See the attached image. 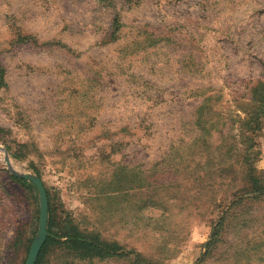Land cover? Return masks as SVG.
<instances>
[{"label":"rangeland","instance_id":"obj_1","mask_svg":"<svg viewBox=\"0 0 264 264\" xmlns=\"http://www.w3.org/2000/svg\"><path fill=\"white\" fill-rule=\"evenodd\" d=\"M0 63V264H26L38 230L11 171L41 180L58 235L146 264H264L246 177L264 191V0H0Z\"/></svg>","mask_w":264,"mask_h":264},{"label":"trees","instance_id":"obj_2","mask_svg":"<svg viewBox=\"0 0 264 264\" xmlns=\"http://www.w3.org/2000/svg\"><path fill=\"white\" fill-rule=\"evenodd\" d=\"M119 23L114 20L113 23V34L111 35L112 39H115L114 32L116 33L119 30ZM28 38H21L20 42H27ZM55 46L65 49V46L56 43ZM69 51V49H68ZM4 68L0 63V87L4 86ZM211 97H208L204 102ZM247 180L251 182L250 188L252 192H264L262 187L258 186V177L255 175V170L248 169L246 171ZM13 182H16L20 185H26L28 189L31 188L28 183L23 179L11 178ZM47 199L48 194H47ZM50 207H48V220H47V233L48 236L43 247L40 250V253L37 258L36 264H45L48 255L54 253L56 255L59 264H80L85 262H91L94 260H106L114 257H128L131 261V264H146V260L140 258L138 254H135L133 251L124 253L121 251V248L115 244L106 243L98 238V235L94 234H82L76 227L72 225H67L65 227L66 233L64 235H58L51 231V221H50ZM222 222V219L221 221ZM220 224V223H219ZM217 235V230H214L212 237L215 238ZM62 239H65L62 241Z\"/></svg>","mask_w":264,"mask_h":264},{"label":"water","instance_id":"obj_3","mask_svg":"<svg viewBox=\"0 0 264 264\" xmlns=\"http://www.w3.org/2000/svg\"><path fill=\"white\" fill-rule=\"evenodd\" d=\"M8 163V162H7ZM9 167V165H8ZM11 174L15 178L23 179L31 184H33L39 196V220H38V230L34 241L29 250L28 258L26 264H36L38 255L40 253L41 248L43 247L46 238H47V220H48V199L45 188L41 182V180L31 174L27 173H17L15 171H11Z\"/></svg>","mask_w":264,"mask_h":264}]
</instances>
